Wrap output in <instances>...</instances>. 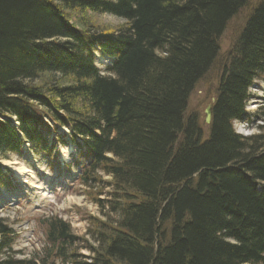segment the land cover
<instances>
[{
	"label": "trees",
	"instance_id": "trees-1",
	"mask_svg": "<svg viewBox=\"0 0 264 264\" xmlns=\"http://www.w3.org/2000/svg\"><path fill=\"white\" fill-rule=\"evenodd\" d=\"M252 3L0 0V157H21L27 143L61 170L57 150L70 142L64 169L78 174L68 179L103 217L87 232V257L69 223L35 220L43 256L28 260L15 258L17 235L0 218V264H264V115L252 136L231 126L250 119L248 88L264 81V0L221 65L207 136L186 111L226 25ZM86 14L126 26L101 32ZM97 53L112 60L102 70Z\"/></svg>",
	"mask_w": 264,
	"mask_h": 264
},
{
	"label": "rangeland",
	"instance_id": "rangeland-1",
	"mask_svg": "<svg viewBox=\"0 0 264 264\" xmlns=\"http://www.w3.org/2000/svg\"><path fill=\"white\" fill-rule=\"evenodd\" d=\"M257 1L252 0L253 3L248 9L241 10L226 25L219 41V58L210 72V80L197 84L189 96L188 109L186 111L187 113H195L197 115L199 125L205 136H207L209 125L204 124V110L208 105L212 104L214 99L213 88L217 85L218 77L221 74V65L230 57L229 53L234 47V43L253 5ZM85 22L87 25L94 26L101 32H115L119 28L126 26V22L123 20L105 14H86ZM98 56L99 54L97 53L95 63L99 69H102V65L100 64L103 63V60H99ZM250 89V92L254 96L250 98L245 107V111L250 115V119L233 125L235 133L245 137L258 133L257 127L263 125V122L259 123L257 120H259V116L264 115V82L256 81ZM259 89L262 91H259ZM13 124L16 127L18 126L15 122ZM58 133L65 136L68 130L60 128ZM49 134L50 139H48V136L46 138L51 142L54 136L51 133ZM31 151L32 149L28 145L27 148H23L21 157L13 154H5L4 157H0L1 168L9 167L5 164L7 162L8 165L15 168L25 167L27 169V173L23 176H17L16 178L14 175L18 183L17 188L0 196V201H6V196H10L9 200L14 202V205H0V218H4L17 235L12 247L13 250L20 251L21 254L16 255L15 258L28 260L32 256L35 258H37L36 256H43L44 244L41 236L43 229L37 226L35 220H42L51 216H56L62 221L69 223L72 234L80 239L74 249L77 248L79 255L84 257L89 256L88 251L84 249L86 246L85 240L91 244L94 243L88 237L87 232L89 229H92L94 219L103 220V217L97 205L84 195L83 186L77 183H70L69 180H66L65 183L63 182V175L76 177L78 174V170L72 171L70 175L64 169V165L68 164L67 162L71 159L70 156L74 154L71 143L68 142L66 147H58L57 163L61 170H48L41 156ZM103 178L106 180L105 177ZM100 188L103 189L102 186ZM104 190L110 192V188ZM17 196L19 199H17ZM106 197V193L99 196L100 200H105ZM18 201L21 203L15 204ZM55 264H60V262H56Z\"/></svg>",
	"mask_w": 264,
	"mask_h": 264
},
{
	"label": "bare ground",
	"instance_id": "bare-ground-1",
	"mask_svg": "<svg viewBox=\"0 0 264 264\" xmlns=\"http://www.w3.org/2000/svg\"><path fill=\"white\" fill-rule=\"evenodd\" d=\"M250 90H251V89L248 88V93H249V95H250V98H253V95H252V93L250 92ZM244 108H245V105L243 106L242 110H244ZM235 123H239V122L236 121V120H233V121L231 122L232 129H233V125H234ZM233 130H234V129H233ZM238 135H240V134H238ZM240 136H242V135H240ZM242 137L245 138V136H242ZM64 155H65V154H64ZM64 157H65V156H64ZM5 164H6L7 166H9V167H6L5 170H8V169L11 167L12 172H13V174L16 176V178H17V176H18V177H19V176H23L24 174L27 173V169H26L25 167L15 168V167H13V166L8 165L7 162H5ZM3 178H4L3 176H0V196H2L3 193H7V192L10 191V187H9V186L4 187V186L6 185V183H7V181H6V180L2 181ZM104 189H108V188H103L102 194H103V193H106V194H107V193H108V190L105 191ZM94 192H96V190H94ZM1 194H2V195H1ZM102 194H101V195H102ZM106 198H107V197H106ZM106 198H105V199H106ZM6 199H10V196H6ZM17 203H21V202H20V201L15 202V204H17ZM0 205H1V206L14 205V202H11V200L0 201ZM8 226H9V228H11V229L13 230V232L15 233V230H14L9 224H8Z\"/></svg>",
	"mask_w": 264,
	"mask_h": 264
},
{
	"label": "water",
	"instance_id": "water-1",
	"mask_svg": "<svg viewBox=\"0 0 264 264\" xmlns=\"http://www.w3.org/2000/svg\"><path fill=\"white\" fill-rule=\"evenodd\" d=\"M211 115H212V109L211 106L208 105L206 109L204 110V123L209 124L211 122Z\"/></svg>",
	"mask_w": 264,
	"mask_h": 264
}]
</instances>
